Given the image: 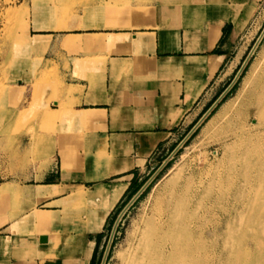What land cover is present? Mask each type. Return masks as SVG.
Here are the masks:
<instances>
[{"label": "crops", "instance_id": "0c3cea01", "mask_svg": "<svg viewBox=\"0 0 264 264\" xmlns=\"http://www.w3.org/2000/svg\"><path fill=\"white\" fill-rule=\"evenodd\" d=\"M260 1L55 0L53 14L30 3L22 99L6 118L46 126L0 129L22 137L17 152L0 149V264H91L106 220L83 231L94 201L73 205L74 194L100 189L104 201L124 185L111 212L138 187L241 63L237 40Z\"/></svg>", "mask_w": 264, "mask_h": 264}, {"label": "bare ground", "instance_id": "6f19581e", "mask_svg": "<svg viewBox=\"0 0 264 264\" xmlns=\"http://www.w3.org/2000/svg\"><path fill=\"white\" fill-rule=\"evenodd\" d=\"M263 38L264 27L256 38L251 49L252 52L259 47ZM243 63L245 66L247 62L244 61ZM243 87L244 93L235 100L231 99L224 102L220 111L208 118L204 125V133L206 136L215 137L214 141L218 142L224 150V156L219 163L221 166L227 167L224 175L229 177L237 175L236 178L233 177L232 183L227 189L231 190L239 183L237 178L245 171L244 166L249 167L250 170L253 169L248 177L244 176V182L245 184L248 183V187L243 190V196L248 197L251 191L254 192L255 182H260L261 185L264 184V46L261 49L260 59L252 64L244 79ZM222 95H219L208 107L194 126L206 113L209 111V114L211 113ZM219 131L222 133L221 136ZM217 152L215 150V157H217ZM209 154L206 151L202 152L201 162L203 164L201 166L191 167L190 170L189 168L186 170L185 167L181 166L167 177L164 192L156 196V199H158L153 204L150 213L133 230L127 247L118 252L120 264H205L206 259L211 258L210 254L207 253V247L202 245L209 221L207 216L216 211L217 202L219 209L228 214L224 240L228 242L229 240L236 241L238 238L243 239L244 233H246L245 237H250L255 242L254 249H250L243 243V240L240 249L228 252L229 258L226 263L264 264V208L250 206L249 203L241 204V207L246 209L248 206L249 209L245 213L242 212L245 210L242 208L243 210L239 212L240 221L244 219L246 214H251V212L257 211L259 215L257 220L250 218L244 229L245 231L241 232V225H236L238 219L234 220L233 223L230 222V210L224 208L221 201L227 192L225 191L226 187L219 185L215 194H212V186H207L208 191L205 190V184L209 182L208 177L210 174L213 177L218 176L220 180L223 178V174L218 170L207 172L204 169L208 164ZM254 159H256L255 162ZM208 166L211 165L208 164ZM159 169L161 168H158L144 185L152 177L154 178ZM195 170H197L198 176H196ZM254 171H256L255 174H252ZM186 172H190V176L187 178L185 177ZM261 185L260 190L264 188ZM123 188L124 185L117 186L105 205H99L100 208L93 209L94 211L86 221L85 232L97 231L102 227L109 213V207L115 204ZM47 191L50 194H58L62 190L47 189ZM101 191L98 189L92 194H87L85 189L79 188L74 195L77 198L95 202L98 200ZM232 206L237 209L236 205L233 204ZM219 222V220L215 221V226ZM49 240H52V238ZM232 258H234V261H232Z\"/></svg>", "mask_w": 264, "mask_h": 264}, {"label": "rangeland", "instance_id": "374dc122", "mask_svg": "<svg viewBox=\"0 0 264 264\" xmlns=\"http://www.w3.org/2000/svg\"><path fill=\"white\" fill-rule=\"evenodd\" d=\"M78 1L82 0H63V5H68L72 7L77 4ZM62 0H59L61 5ZM30 3L32 10H36V7H40L43 11L50 10L51 14L54 11L55 0H0V129L1 128H12V129H34L38 127H45V124H40L36 119H23L18 118L15 120H10L6 118L8 112V102L10 100L15 101V104L18 103L22 98L17 91L16 83L18 78L22 77V70L24 65L28 63L29 60V44L31 42L29 38L28 31V17L30 11ZM264 27V0L260 1L255 5L252 18L242 35L239 36L237 40V49L235 54L238 52L239 57L243 54L241 63L237 66V69L233 74L223 81L218 83H213L208 90L206 91L205 98L209 100L208 107L215 101L220 94H223L220 100L217 102L216 106L213 108L211 113L204 119L200 126L192 133L188 138L189 131L197 122L196 120H191L189 127H183V129L175 132L174 141L161 150L155 157L153 164L149 166L144 172L143 181L138 185V187L132 193H125L122 198L117 202L114 208L109 210V216L105 219V225L103 230L98 234L99 243L95 247V252L91 261V264H101L110 234L116 222L117 226L114 232L112 239L111 247L109 250L108 257L105 264H120V257L118 252L124 250L127 247V243L131 240V235L133 230L140 225L144 217L150 213L153 204L156 199V196H159L160 193L164 192V185L167 177L177 168L185 167L187 170L191 167L201 166L202 152L206 151L209 154L208 164L211 166H206L204 169L209 172L218 170L223 174V178L220 180L217 177H213L212 174L208 177L209 182L205 184V190L207 186H212V194L217 192L219 185L226 187L227 191L224 198L221 200L224 208L230 210V222L237 220V226L241 225V232L245 231V227L248 221L251 219H259V215L256 212H251V214H246L242 221L239 215V212L245 207H241V204L249 203L248 205H254L259 208H264V188L260 190L261 183L255 182L254 192H250L248 197H244L243 190L248 187V183L245 184L244 176L248 177L253 169H248L249 167L244 166V172L238 175L239 183L236 186L229 188V185L232 183L233 177L237 175H232L231 177L224 175L227 171L226 166H221L220 159L224 156V150L219 146L218 142L214 141L215 137L206 136L204 133V125L207 122L208 118L219 112L222 108L224 102L228 100H235L238 96L244 93V79L246 78L252 64L256 63L261 56V49L264 46V38L262 39L259 47L252 52L251 49L256 41L257 36L260 34ZM251 52V53H250ZM249 58V59H248ZM248 59L247 63L243 67L241 73L239 74L236 81L233 83L232 87L227 90L230 86V83L237 76V71L242 68L244 61ZM35 62H37L35 60ZM240 71V70H239ZM226 91V93H224ZM20 97V98H19ZM221 136V131H219ZM15 135H1L0 140V149H3L5 152L15 151L17 152L20 148V139ZM31 151L32 154L37 149L38 136H30ZM185 140V141H184ZM184 141L181 145H179ZM179 147L177 150L176 148ZM221 149V150H220ZM215 150L217 152V157H215ZM16 158V163H17ZM256 159H254V162ZM31 162L35 163L36 159L31 158ZM253 162V160H252ZM159 171L154 176L150 184L143 190V192L136 198L135 201H132L134 194L139 191L146 180L150 178L155 171ZM196 176H198L197 170H195ZM250 171V172H249ZM256 171L252 172L255 174ZM245 174V175H244ZM190 176V172H186L185 177ZM198 180V177L196 178ZM264 183V181H263ZM244 184V185H243ZM264 184L261 185V187ZM140 187V189H138ZM138 189V190H137ZM137 190V191H136ZM208 191V190H207ZM135 192V193H134ZM109 201L105 199L100 201V197L93 204V208L98 209L103 204ZM75 204H82L83 206H88L87 202L82 199H78L74 202ZM236 205L237 209H234L232 205ZM100 205V206H99ZM81 206V205H80ZM91 206V205H89ZM112 207V206H110ZM243 208V209H242ZM247 208L242 212H247ZM215 212L207 216L208 225L206 228V237L203 240L202 245L207 247V253H209L211 258L206 259L207 264H227L228 252L230 250H237L241 248V242L248 246L250 249H254L255 242L250 237H245L244 233L243 239H237L236 241L229 240L228 242L225 239L226 231V218L228 214L222 212V209H219V204L217 202L215 206ZM239 215V216H238ZM78 218L83 219V213L78 214ZM219 220V224L215 226V221ZM140 223V224H139ZM104 224V223H103ZM101 229V228H100ZM99 229V230H100ZM97 230V231H99ZM84 231V229H83ZM234 258H232V261ZM201 262V261H200ZM205 263V264H206ZM233 264V262H231ZM236 264V263H234Z\"/></svg>", "mask_w": 264, "mask_h": 264}, {"label": "water", "instance_id": "95a60500", "mask_svg": "<svg viewBox=\"0 0 264 264\" xmlns=\"http://www.w3.org/2000/svg\"><path fill=\"white\" fill-rule=\"evenodd\" d=\"M248 60V59H247ZM247 60L245 61V63L247 62ZM244 66V65H243ZM243 68V67H242ZM242 68L240 69V71L238 72V74H237V76L235 77V79L232 81V83L230 84V86H229V88L233 85V83L236 81V79L238 78V76H239V74L241 73V71H242ZM210 112V111H209ZM209 112L208 113H206V115L204 116V117H202L201 119H200V121L194 126V128L192 129V131L188 134V136L186 137V138H188L189 136H190V134H192V132H194L195 131V129L203 122V120L206 118V116L209 114ZM179 147H177L176 148V150L178 149ZM153 178V177H152ZM152 178L150 179V181L152 180ZM150 181H148L137 193H136V195L133 197V199H132V201L131 202H133V201H135L136 200V198L143 192V190L147 187V185L149 184V182ZM117 223L118 222H116L115 223V225H114V227H113V229H112V232H111V234H110V237H109V240H108V243H107V246H106V249H105V252H104V255H103V258H102V261H101V264H104L105 263V260H106V258H107V256H108V253H109V249H110V246H111V243H112V239H113V236H114V232H115V229H116V226H117ZM42 240H44V238H41V241Z\"/></svg>", "mask_w": 264, "mask_h": 264}, {"label": "trees", "instance_id": "16d2710c", "mask_svg": "<svg viewBox=\"0 0 264 264\" xmlns=\"http://www.w3.org/2000/svg\"><path fill=\"white\" fill-rule=\"evenodd\" d=\"M140 187H141V186H140ZM140 187H139V188H140ZM139 188H138V189H139ZM138 189H137V190H138ZM137 190H136V191H137ZM134 193H135V192H134Z\"/></svg>", "mask_w": 264, "mask_h": 264}]
</instances>
